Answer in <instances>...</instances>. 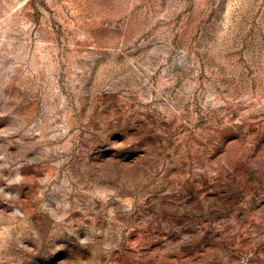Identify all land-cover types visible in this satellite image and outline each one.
<instances>
[{
  "label": "rangeland",
  "instance_id": "374dc122",
  "mask_svg": "<svg viewBox=\"0 0 264 264\" xmlns=\"http://www.w3.org/2000/svg\"><path fill=\"white\" fill-rule=\"evenodd\" d=\"M0 264H264V0H0Z\"/></svg>",
  "mask_w": 264,
  "mask_h": 264
}]
</instances>
